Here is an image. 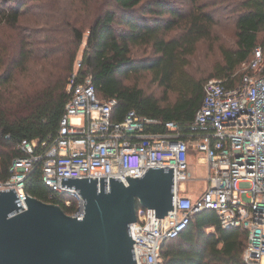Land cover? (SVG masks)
<instances>
[{
    "label": "trees",
    "instance_id": "1",
    "mask_svg": "<svg viewBox=\"0 0 264 264\" xmlns=\"http://www.w3.org/2000/svg\"><path fill=\"white\" fill-rule=\"evenodd\" d=\"M227 1L237 13V47L222 48L224 64L211 76L230 86L244 73L238 71L240 65L253 57L257 46L264 45V0ZM190 2L193 9L184 14L169 0H66L57 15H46L44 37L36 33L29 57L35 70L22 68L27 57L21 54L22 59L14 61L9 75L0 82V179L9 177L13 160L23 155V139L43 140L58 131L73 73L79 81L91 76L101 99H117L113 119L123 120L133 109L163 121L150 127L154 131H165L169 121L184 129L201 106L204 84L209 80L196 79L187 71L188 56L201 39L209 37L215 22L211 13L197 11L196 0ZM25 6V2L1 0L0 26H17ZM182 21L183 32L169 36ZM140 46L150 47L154 56L133 57V47ZM5 56L1 53V64ZM142 70H152L165 91L177 93L175 102L162 106L142 88L123 84L121 77ZM16 72L27 81L21 82ZM25 190L60 204L68 214L78 209L76 198L68 193L54 200L48 197L50 188L39 167L28 174ZM66 199L72 200L71 205L65 204ZM247 242V230L224 228L216 210L205 209L192 217L178 237L162 244V263L244 264Z\"/></svg>",
    "mask_w": 264,
    "mask_h": 264
},
{
    "label": "built area",
    "instance_id": "2",
    "mask_svg": "<svg viewBox=\"0 0 264 264\" xmlns=\"http://www.w3.org/2000/svg\"><path fill=\"white\" fill-rule=\"evenodd\" d=\"M253 53L233 85L224 79L206 81L202 104L184 129L169 121L165 131H154L150 127L163 121L133 109L123 120L113 119L117 99H101L91 76L79 81L73 73L58 131L43 140H22L23 155L13 160L9 177L0 179V190L14 187L26 207V194H31L24 190L25 181L39 167L50 188L48 197L72 195L78 204L73 215L83 216L82 196L62 186V177L100 181L106 176L108 184L110 177H119L128 185V175L142 176L149 167H174L173 209L160 218L155 209L138 207L137 221L129 225L137 264H163L162 244L178 237L205 209L216 210L222 227L247 230L244 264H264V45ZM192 153L209 171L196 198L183 186L194 179Z\"/></svg>",
    "mask_w": 264,
    "mask_h": 264
},
{
    "label": "water",
    "instance_id": "3",
    "mask_svg": "<svg viewBox=\"0 0 264 264\" xmlns=\"http://www.w3.org/2000/svg\"><path fill=\"white\" fill-rule=\"evenodd\" d=\"M126 178L62 177L82 196L83 216L27 194L24 207L14 187L0 190V264H137L129 225L139 205L160 218L173 209L174 167Z\"/></svg>",
    "mask_w": 264,
    "mask_h": 264
},
{
    "label": "rangeland",
    "instance_id": "4",
    "mask_svg": "<svg viewBox=\"0 0 264 264\" xmlns=\"http://www.w3.org/2000/svg\"><path fill=\"white\" fill-rule=\"evenodd\" d=\"M1 1V0H0ZM66 0H17L18 3L25 2L26 6L20 17L17 26L2 25L0 26V82L1 79L9 75L14 61L22 59L21 54L27 57V62L22 66L28 67L32 71L37 67L29 57L34 49V37L36 33L44 37L46 24V15H57L59 8ZM182 13H188L193 9L191 0H169ZM197 11H205L214 16L210 28V35L207 39H201L195 46L194 52L188 56L187 71L196 79L205 81L206 79L216 78L211 76L212 71L221 67L224 64L222 48L237 47V28L235 25L237 13L233 10V5H230L227 0H196ZM12 3L7 7H11ZM42 16V17H41ZM168 16V15H167ZM180 26L169 33L170 35H179L183 32L184 22H179ZM85 40L81 46L78 59L81 58ZM1 53H5V60H2ZM26 53V54H25ZM132 56L135 58L152 57L154 53L150 47H133ZM78 62V61H77ZM239 72L244 71V63L238 69ZM19 79L21 82L27 81V77L21 72ZM15 73V74H16ZM14 75V74H13ZM210 77V78H209ZM219 79V78H217ZM124 85L138 86L145 93L156 97L162 106L172 104L177 98V93L173 91H165L164 87L157 80L152 70H142L138 73H132L129 76L121 77ZM19 81V82H20ZM191 170L194 179L186 181L190 193L194 196H199L200 190L203 189L208 182L209 171L205 165L197 162L196 157L190 158ZM196 196V197H197ZM195 197V196H194ZM211 229V228H209ZM263 262V260H262ZM264 263V262H263Z\"/></svg>",
    "mask_w": 264,
    "mask_h": 264
},
{
    "label": "crops",
    "instance_id": "5",
    "mask_svg": "<svg viewBox=\"0 0 264 264\" xmlns=\"http://www.w3.org/2000/svg\"><path fill=\"white\" fill-rule=\"evenodd\" d=\"M193 156H194V155H193V153H192V154L190 155V158H192ZM183 186H184V188H185V189H187V194H188V195H190V196H191V197H193V198H196V196H197V195L195 194V195H194L195 197H194V196H192L193 194H192V193H190V190H189V188H188V185H187V184H184Z\"/></svg>",
    "mask_w": 264,
    "mask_h": 264
},
{
    "label": "bare ground",
    "instance_id": "6",
    "mask_svg": "<svg viewBox=\"0 0 264 264\" xmlns=\"http://www.w3.org/2000/svg\"><path fill=\"white\" fill-rule=\"evenodd\" d=\"M263 262H264V258H263Z\"/></svg>",
    "mask_w": 264,
    "mask_h": 264
}]
</instances>
